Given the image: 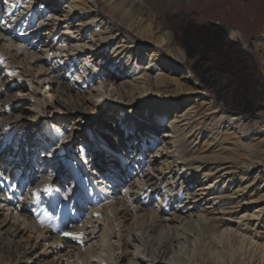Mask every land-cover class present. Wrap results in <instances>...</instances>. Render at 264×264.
Returning a JSON list of instances; mask_svg holds the SVG:
<instances>
[{"label":"bare ground","instance_id":"obj_1","mask_svg":"<svg viewBox=\"0 0 264 264\" xmlns=\"http://www.w3.org/2000/svg\"><path fill=\"white\" fill-rule=\"evenodd\" d=\"M213 2L0 0V264H264V0Z\"/></svg>","mask_w":264,"mask_h":264},{"label":"rangeland","instance_id":"obj_2","mask_svg":"<svg viewBox=\"0 0 264 264\" xmlns=\"http://www.w3.org/2000/svg\"><path fill=\"white\" fill-rule=\"evenodd\" d=\"M2 1H4V0H2ZM96 1L98 2V5H99V8L101 9V11L104 12L105 10L103 9L104 7L102 6L103 4L100 3V0H96ZM139 1L144 3V0H139ZM159 1L161 2L163 8L165 9V11H167L168 14H171V15L176 16V17H179V15L181 13H184L189 9L188 0H159ZM217 1H218V3H217ZM213 5L219 6V0H214ZM216 6H214V7H216ZM197 7H198V9H196V7H195V9L192 10L194 13V16L197 18L196 20H200V21L202 20L203 21V19H205V18L207 19L210 16L208 9L202 8L203 5L200 3V1H198ZM214 22H216V21H214ZM215 25H216V27H220V25L217 23ZM221 26L224 27L223 25H221ZM228 36L229 35L226 34V37H228ZM203 39H204V36L202 35V40ZM205 39H207V37H205ZM140 44L143 45L145 43H140ZM199 46H200V42H198V44L196 43L195 45L190 46L189 48L191 49L192 52H196V51H198ZM250 46H251L250 48L245 47V51L250 56L252 61L254 62V65H255L254 74H256V77L260 82V86H262V89H263L264 88V71H263L262 66L259 63V60L257 57V54H259V50L256 48L255 42L253 40H251ZM212 48H213V46H211L207 49L212 55H214V52H212ZM161 54L166 60H168V61L170 60L174 65L178 66L179 69H185L186 70L187 67L184 63L183 64L175 63L174 60L167 53L161 52ZM63 72H64L63 74H65V75L67 74L66 69H64ZM191 76L199 84L204 82L203 78L200 77L199 74H197V72H195V71H192ZM6 81L8 83L12 84L13 80L7 77ZM13 90H14L13 93L17 95L18 90L16 88H13ZM28 101L30 104L34 103L32 98H30ZM53 122L54 121H52V124H54L56 126V123H53ZM52 124H50V125H52ZM45 125H47V124H45ZM49 132L50 133H48V135L51 134V136H50V137H52L51 140L58 142L59 141V134H57V132H55L54 127H50ZM46 136H47V134H46ZM77 144H78V142L76 143V145ZM84 156H86V155H84ZM74 158L77 162L82 163V161H83L82 160L83 156H81L80 154L76 155ZM72 161H73V159H72Z\"/></svg>","mask_w":264,"mask_h":264},{"label":"snow or ice","instance_id":"obj_3","mask_svg":"<svg viewBox=\"0 0 264 264\" xmlns=\"http://www.w3.org/2000/svg\"><path fill=\"white\" fill-rule=\"evenodd\" d=\"M235 33H233V36L235 37ZM5 39H7V37H4ZM17 95H20V93H17ZM61 134V136H63L64 135V133L63 132H61L60 133ZM41 135H43V133H40V134H38V136H41ZM57 142H53V145H50L49 146V149L47 150V152H46V155H48V156H54L55 155V151H56V149H55V144H56ZM88 163V160H87V157H85V159H84V161H83V164H87ZM70 179L72 178L71 176L69 177ZM4 179L6 180L7 179V177H4ZM93 179H95V176H93ZM90 183H91V181H90ZM74 190V189H73ZM47 191H49V189H45V192H47ZM88 194V191H87V188H85V195H87ZM62 235H64V236H70V235H72L71 233H69V232H67V231H65V232H63L62 233Z\"/></svg>","mask_w":264,"mask_h":264}]
</instances>
